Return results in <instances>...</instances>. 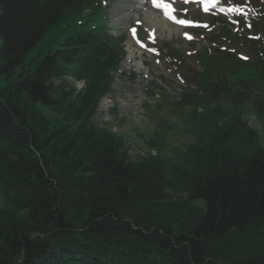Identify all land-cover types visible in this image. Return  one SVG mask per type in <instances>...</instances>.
I'll list each match as a JSON object with an SVG mask.
<instances>
[{
  "label": "trees",
  "instance_id": "16d2710c",
  "mask_svg": "<svg viewBox=\"0 0 264 264\" xmlns=\"http://www.w3.org/2000/svg\"><path fill=\"white\" fill-rule=\"evenodd\" d=\"M73 2L0 0V264H264V62L205 54L184 147L132 160L93 122L121 40Z\"/></svg>",
  "mask_w": 264,
  "mask_h": 264
},
{
  "label": "rangeland",
  "instance_id": "374dc122",
  "mask_svg": "<svg viewBox=\"0 0 264 264\" xmlns=\"http://www.w3.org/2000/svg\"><path fill=\"white\" fill-rule=\"evenodd\" d=\"M136 2V0H115L116 5H113L114 8L109 21L113 27L114 34H126L124 45L127 50V56H130H128V59L126 58L128 61H123L119 72L115 75L113 94L106 98L107 103L105 100L104 105L101 102L102 107L100 108L99 106L95 117V122L101 127L124 137L132 159L139 158L148 153L146 141L149 140L153 131V127L147 118V113L143 106L147 101L146 90L149 89L157 94L149 100V103L153 105L164 96L170 100L176 98L187 86V84L185 85V79L174 69L170 61L163 59L162 56L160 57L159 53L158 55H150L148 52L139 50L127 37L128 27L133 26V23L137 21L142 23L143 28L140 29V33L144 37L146 36V28H149L144 15L149 6H145V10L138 13V19L132 17L127 22L123 21L124 11L128 9V5L133 7ZM117 4L119 5L118 7ZM181 9L180 16L186 18L185 14L187 10L192 11L198 8L194 5L191 8L183 5ZM202 10L206 12L204 9ZM199 13L201 12L199 11ZM247 17L248 14L245 13V18ZM146 19L150 20L147 18V15ZM158 28L159 38L169 41L183 50L182 61L184 65L195 63V59H192L188 52L191 53L193 49L199 50L205 46L206 43L203 37H196L189 42L183 39V36H186V32L182 28H173V26L171 27L167 24H161ZM134 60L143 69L139 70L140 74L133 70V64H138ZM142 71H144V74H141ZM161 88L164 91H161ZM179 130L181 129L177 125L176 132ZM184 140L185 137L174 135L170 137L169 142L170 145H179Z\"/></svg>",
  "mask_w": 264,
  "mask_h": 264
},
{
  "label": "bare ground",
  "instance_id": "6f19581e",
  "mask_svg": "<svg viewBox=\"0 0 264 264\" xmlns=\"http://www.w3.org/2000/svg\"><path fill=\"white\" fill-rule=\"evenodd\" d=\"M143 2H144V0H139V2H138V7H137V9H140L141 10V8H143L144 6H143ZM135 11H137L136 9L135 10H133V13H131L130 12V10L128 11V10H126L125 12H124V18L125 19H128V18H132L133 16L135 17V16H137V14L135 13ZM146 15H147V18H149L150 20V23L152 24V25H158V24H160V21H158L157 20V18H156V16H154L151 12H146ZM128 59V58H127ZM134 62H136V61H134ZM138 63V62H137ZM134 65V68L133 69H135L137 72H139V63L138 64H133ZM133 65H132V67H133ZM138 69V70H137ZM141 71V70H140ZM141 74H144V72L142 71L141 72ZM105 100V99H104ZM104 100H102V103H103V105H104Z\"/></svg>",
  "mask_w": 264,
  "mask_h": 264
},
{
  "label": "snow or ice",
  "instance_id": "6c2138e0",
  "mask_svg": "<svg viewBox=\"0 0 264 264\" xmlns=\"http://www.w3.org/2000/svg\"><path fill=\"white\" fill-rule=\"evenodd\" d=\"M186 2H187V0H186ZM153 4L155 6H157V7L165 8L166 9V15H169L170 19H174L175 20V17L171 16V13L167 11V9H168V5L167 4L158 3V0H153ZM205 10H207V9H205ZM233 10H235V9H233ZM177 22L181 23V24H189L190 23L189 21H186V20H179ZM131 32H132L133 38H135L136 37V29L135 28L131 29ZM185 35L187 36V33H185ZM188 38L190 39L191 37L188 36ZM137 42L139 43V41H137ZM141 46L143 47L144 45H141ZM150 50L151 51H155L154 49H150Z\"/></svg>",
  "mask_w": 264,
  "mask_h": 264
}]
</instances>
